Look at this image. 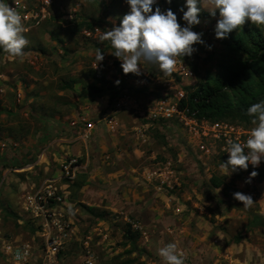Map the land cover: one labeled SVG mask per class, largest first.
<instances>
[{
    "label": "rangeland",
    "instance_id": "374dc122",
    "mask_svg": "<svg viewBox=\"0 0 264 264\" xmlns=\"http://www.w3.org/2000/svg\"><path fill=\"white\" fill-rule=\"evenodd\" d=\"M176 3L177 5L172 6V9L177 14L178 22H181L182 13L178 9L183 5L184 0H177ZM158 5L164 10L169 4L166 0H158ZM155 7L156 5L153 6L154 9ZM50 11L51 16L47 20L54 27L51 33L52 40H55L56 34L58 35L55 36L58 41L55 40L51 48L52 52L49 53L52 56L46 52L45 45L48 41H45L44 46H37L35 34L30 31L25 32L29 44L24 49L23 58H9L0 51V246L2 241L8 238L30 237L28 225L19 222L17 200L24 187L37 183L48 175L43 168L44 164L36 163L39 160L38 156L42 159L43 154L49 152L54 158L58 152L63 151L61 145L67 144L60 139H73L78 135L79 128L84 129L89 121L73 123L75 116L80 115V111L84 110V103L89 102L90 98L79 100V94L73 88L77 81L75 82V77L68 75H72L80 65L85 66L84 69L88 73L90 71L102 75L105 81L99 79L93 81V86L89 84L85 94H90L93 87L106 89L112 87L115 90L111 101L116 100L115 96L121 91L129 89L118 77V74L125 73L120 66L121 61L111 54L113 49L110 42L99 40V36L110 30L113 24L119 26L120 19L129 11L124 0H53ZM74 13L77 16L69 18ZM108 15L110 19H107ZM199 19L201 23L194 26L193 30L203 33L202 39L205 43L195 44V51L190 57H178L194 70V79H182L174 73L164 76L154 64L143 63L140 66L141 76L143 75L146 81L153 83L160 77L164 82L167 81L165 85L163 82L156 84V89L167 92L163 94L165 96L174 98L173 95L178 88H183L188 96L200 84L217 86L219 81H225L231 63L244 57L243 53L229 50L227 43L230 37L242 29L257 28L250 21H246L239 29L229 33L227 38L217 39L214 29L219 14L213 17L206 8H202ZM80 23L98 27L99 33L95 36H87L83 33ZM261 30L264 33V28ZM209 45L211 50L208 48ZM97 48H100L104 54V60L99 68H93L95 66L92 61L95 60ZM4 72L8 77L1 75ZM108 73L112 74L111 78L105 76ZM117 80L120 82L118 85L115 83ZM63 82H71L72 87L62 88ZM119 85L125 87L119 90L117 89ZM160 93L158 95H161ZM151 99H154L152 94L147 95L144 101L149 102ZM142 103L146 104V102ZM153 121L159 122L162 129L148 130L151 139L149 143L160 146L161 152L154 158L147 155L148 151L140 157L128 154V157L132 158L130 162L136 168L132 172L133 180L123 181L124 176L130 178L127 173L114 176L115 183L107 192L94 188L82 190L76 183L70 187V207L74 213L72 215L82 218L84 229L81 236L87 234L91 236L90 245L97 255V264H164L158 251L167 243L175 242L177 246H185V248L192 246L186 238L183 223L171 220L175 219L176 213L172 210L173 202L170 206L167 205L165 195L167 193L158 190L153 183L143 179L141 175L144 166H149L157 160L176 159L182 149L185 150L183 160L178 162L179 169L183 172L181 198L187 188L202 191L203 196L210 202L212 210L223 211L235 219L233 222L235 224L224 227V234L239 241L237 238H241L239 234L243 233L249 243H255L251 242L257 237L253 227L245 226L244 223L247 217L253 214L259 215L256 213L264 210V161L259 168L249 166L247 170H238L226 176L220 164L226 162L228 157L215 155L199 160L195 144H187L188 135L178 120ZM245 126L250 129L254 127L251 122ZM156 129L158 132H155ZM72 144L74 140L69 143ZM122 145L125 143L123 142ZM112 151L115 152L112 156L116 162L114 165L128 160L127 156L120 155L117 148ZM27 164L35 166L33 169H27ZM253 171L257 175L250 178V173ZM61 172L58 166L56 175ZM213 174L224 176L228 184L225 190L210 187L209 176ZM249 178L250 182H247ZM124 192L128 196L126 200H132V203L128 204L132 207L125 213L127 216L105 206L110 201L119 202ZM235 192L251 195L254 204L245 209L242 202L233 198L232 194ZM141 200H147L149 206L147 211L138 214L135 204ZM96 203L100 206H96ZM190 210L189 205H186L177 216L184 218ZM212 224L211 222L210 225ZM174 227H177L179 234L173 231ZM261 231L263 233L259 235L264 237V228ZM196 240L198 244L199 239ZM65 247L67 253L65 263H75L82 252L81 247L77 243ZM183 256L185 264H193L194 261L189 255L183 253ZM0 264H10L1 257V253Z\"/></svg>",
    "mask_w": 264,
    "mask_h": 264
},
{
    "label": "crops",
    "instance_id": "0c3cea01",
    "mask_svg": "<svg viewBox=\"0 0 264 264\" xmlns=\"http://www.w3.org/2000/svg\"><path fill=\"white\" fill-rule=\"evenodd\" d=\"M7 2L10 4V0H7ZM107 19H110L109 15ZM25 27L27 32L30 31L35 34L34 38L35 41L38 42L37 46H44L45 41H48L47 45H45L46 52L47 54L52 52L51 48L54 46L55 40H57L55 36L58 35L56 34L54 36L55 40H52L53 35H51V33L54 27L48 23L47 19L43 20L38 25L33 23L25 24ZM59 40L61 41L62 39ZM49 55L52 56L51 54ZM92 63H94L95 66L93 68L100 67V64L96 66L95 60L92 61ZM84 67L80 65L78 70H75L72 75L68 76L75 77V82L77 81L73 88L77 90L79 100L90 98L89 102L84 103V110L80 111V115L78 117L75 116V122H81L83 119L89 120L87 124L91 123L93 125L91 135L88 139L83 137L84 129L80 127L78 135L74 136L73 139H60V141L67 142V144L61 145L62 152H58L54 158H52L49 152H45L42 159L41 156H38L39 160L36 163L44 164V170L51 168L54 171L53 173H56L57 167L60 166L64 157L77 156L81 161L80 173L77 178L78 185H80L81 189L86 190L87 188H94L99 191L107 192L109 188L112 187L111 185L115 183L114 176L127 173L130 178L124 176V180H121H133L132 172H134L136 168L130 162L132 158L128 157V154L130 156L133 154L134 156L140 157L148 151L147 155L154 158L157 157L159 152H161L160 146L150 145L149 143L151 139L148 130L150 128L162 129V126L159 122L153 121L155 119L149 118L148 110L150 109V104L153 102L156 95L162 97L164 96L163 94L167 93L156 89L157 82H163L165 85L167 81L164 82L163 78L160 77L151 83L146 81L143 75L137 76L132 73L118 74V77L122 79L121 82H125L124 84H126L129 89L121 91L115 97L118 98L126 91L130 92L133 97L128 101L125 108L116 113L115 131L111 132L110 123L108 122L107 117L111 114L110 109L114 102L111 101V99L113 98L112 94L115 89L112 87L107 89L105 87H93V89L90 90V94H85L87 93L86 90L89 89V84L93 86V81L98 79L101 81L105 80L102 79L103 77L100 74L97 75V73L90 71L88 73ZM1 75L8 77L6 72L1 73ZM105 76L111 78L112 74L108 73L105 74ZM69 83L71 84V82ZM63 85H65L64 82L61 87ZM118 88L119 87L117 86V89ZM159 92H161V95H158ZM151 94L154 96V99L149 100V102L144 101V99L147 98V95ZM142 102H146V104H143ZM155 132H158L157 129ZM72 140H74V144L69 145ZM123 142L125 145H122ZM114 148H117L120 155L127 156L128 160L125 162H118L117 165H114L116 164L112 157L113 154H115V152L112 151ZM43 158H45V160ZM155 163L156 162L153 161V164L143 167L141 173L143 179L146 180L148 170L153 167ZM211 176L212 175H210L209 178ZM182 186L183 172L182 183L178 192L173 195L165 194L167 196V205L170 206L173 202L172 210L176 213V216H174L175 219L171 220L173 222L178 220L181 221V224L183 223V230L186 231V238L192 244V246L188 248H185V246H177L179 252L189 255L191 260L194 261L193 264H264V241H262V238L264 239V237L261 236L263 233L261 229L264 228V210L256 213L259 215L253 214L251 217H247L244 223L245 226L253 227V231L257 237L251 242L255 243H249L248 238H246L243 233L239 234L241 239L236 241L223 232L225 226L230 227L232 224H235L233 223L235 219H232L230 214L226 215L223 211L212 210L210 202H208V199L203 196L202 191L200 190L197 191L194 188L190 190L187 188L186 191L182 193L181 198L180 190ZM214 189L224 190L223 187ZM127 197L126 192H124L122 194V199L119 202L110 201L109 204H105V206L107 209L110 208L126 215V210H130L132 207V205H128L132 203V200H126ZM95 205L98 207L100 206L99 203H96ZM186 205H189L191 210L187 216L180 218L177 214L185 209ZM148 206L149 204L147 200H141L135 204L138 214L147 211ZM259 216L261 218H259ZM217 218H219L220 221L217 220ZM210 221L213 223L212 225H210ZM134 226L137 225L134 224ZM173 231L176 234H179L177 227H174ZM259 233L261 235H259ZM196 239H199L198 244L196 243ZM201 243H203V245L200 246Z\"/></svg>",
    "mask_w": 264,
    "mask_h": 264
},
{
    "label": "built area",
    "instance_id": "2783aa9c",
    "mask_svg": "<svg viewBox=\"0 0 264 264\" xmlns=\"http://www.w3.org/2000/svg\"><path fill=\"white\" fill-rule=\"evenodd\" d=\"M52 4L53 0H17L16 3L10 0L9 6L16 8L22 17H26L22 20L24 24L38 25L50 17ZM74 16L75 14L69 17ZM83 33L90 37L95 36L99 33V28L96 27L94 31L84 29ZM173 73L182 79L195 78L194 70L179 58ZM173 96L174 98L156 95L148 110L149 118L177 119L188 135L187 144H195L199 160L215 155L228 157L227 140L239 138V141L243 142L250 134L251 129L238 122L198 119L192 115L188 107L181 106V101L186 98L183 88H178ZM132 97V94L126 91L114 100L110 109L111 114L107 117L111 129L115 130L116 113L125 108ZM92 129L93 125L88 123L84 128L83 137L88 138ZM182 160V155L179 154L176 160L157 161L148 170L146 179L158 190L167 194H176L182 183V171L178 168V162ZM33 164H27L26 168L33 169L35 166ZM249 166L254 168L251 164ZM59 167L62 170L60 174L56 175L53 169L48 168L45 170L48 175L40 182L22 189L18 211L19 222L32 225L34 231L30 232L29 238H8L2 241L1 257L10 264H66L65 246L71 243L79 244L82 250L78 260L73 264H97V255L90 245L91 236L88 234L81 236L84 229L82 218L75 217L68 211L71 206L70 183L75 181L81 168L79 158L64 157Z\"/></svg>",
    "mask_w": 264,
    "mask_h": 264
},
{
    "label": "clouds",
    "instance_id": "9594fccd",
    "mask_svg": "<svg viewBox=\"0 0 264 264\" xmlns=\"http://www.w3.org/2000/svg\"><path fill=\"white\" fill-rule=\"evenodd\" d=\"M16 2L17 0H14V3ZM124 2L128 5L129 11L120 19L119 26L113 24L110 30L99 36V40L110 42L113 49L111 54L121 61L120 66L125 74L139 76L140 66L148 63L156 65L164 76H170L178 57H190L195 51V44L205 43L202 39L203 33L193 30L194 26L201 23L199 13L202 8H206L213 17L219 14L214 29L217 39L227 38L229 33L239 29L246 21H250L259 29L264 28V0H184L178 9L182 13L180 17L182 23L178 22L177 14L171 8L161 10L158 0ZM166 2L171 4L172 0ZM23 19L26 17H22L16 8L10 7L7 0H0V51L9 58H23L24 49L29 44L25 36L27 29L22 22ZM208 48L211 50L210 45ZM103 60L104 54L97 48L96 66ZM115 83L118 85L120 82L117 80ZM245 114L251 118L250 122L254 127L243 142H240L239 138L227 140L226 152L229 156L226 162L220 164L226 176L238 170H247L249 164L254 168L258 167L264 161V99L249 106ZM181 152L177 154V158L181 154L183 159L185 151ZM256 175L257 173L253 171L250 178ZM250 178L247 182H250ZM232 195L235 200L243 203L245 209L254 204L251 195L241 192ZM68 211L74 214L71 207ZM158 255L164 264H185L184 256L179 252L175 242L160 248Z\"/></svg>",
    "mask_w": 264,
    "mask_h": 264
},
{
    "label": "trees",
    "instance_id": "16d2710c",
    "mask_svg": "<svg viewBox=\"0 0 264 264\" xmlns=\"http://www.w3.org/2000/svg\"><path fill=\"white\" fill-rule=\"evenodd\" d=\"M176 1L172 0L167 8L172 9V6H176ZM89 26L90 24L80 23L82 30L94 31L96 28V26ZM227 47L233 52L243 53L244 57L231 63L225 81H219L217 86L198 85L181 101V106L188 107L191 114L198 119L228 120L246 125L251 120L245 114L246 109L264 99V33L259 28L242 29L230 37ZM70 87L72 86L69 82L62 86V88ZM124 87L119 85L118 89L121 90ZM126 88L129 87L126 86ZM79 173L80 169L78 175ZM77 178L70 183V187L75 183L80 186ZM209 183L211 188L223 187L225 190L228 187L224 176L221 175L213 174ZM19 200L20 196L17 205ZM28 228L30 232L34 231L32 225H28ZM240 239V237L237 238V240Z\"/></svg>",
    "mask_w": 264,
    "mask_h": 264
}]
</instances>
